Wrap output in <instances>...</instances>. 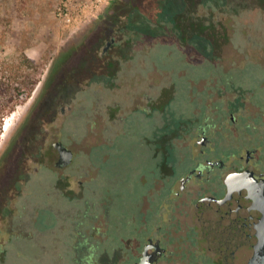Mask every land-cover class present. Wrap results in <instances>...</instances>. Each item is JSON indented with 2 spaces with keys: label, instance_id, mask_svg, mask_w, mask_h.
<instances>
[{
  "label": "rangeland",
  "instance_id": "374dc122",
  "mask_svg": "<svg viewBox=\"0 0 264 264\" xmlns=\"http://www.w3.org/2000/svg\"><path fill=\"white\" fill-rule=\"evenodd\" d=\"M110 37L114 42L103 57L104 66L98 65V50ZM28 59L36 64L24 66ZM16 64L30 72L35 83L4 116L2 124L18 110L10 129L1 127L0 150L11 146L17 123L37 112L40 102L50 115L40 123L43 135L34 136L37 127L28 131L30 145H48L59 138L74 151V176L68 182L73 194L57 200L60 209L52 230L42 213V246L23 238L11 240L0 248V264L133 263L137 246L130 200L150 186L141 174L133 181L131 176L135 166L150 160L142 156L144 151L134 155L135 147H126L138 143L146 129L137 116L127 114L140 112L134 109L135 102L147 104L143 91L164 97L163 103L153 105L155 124L161 121L158 111L168 113L171 123L177 124L184 99L201 112L215 103L223 105L219 97L229 88L232 95L249 99L250 112H263L255 121L264 128V0H0V77ZM61 75L66 86L57 85ZM98 82L105 86L100 91ZM97 92L105 103L115 99L122 104L118 114L126 117L123 127L132 135L104 132L101 122L107 116L93 110ZM110 127L113 131L114 125ZM170 147H176L173 153L179 157L180 145L170 141ZM85 162L88 176L81 173ZM46 170L43 166L32 175L30 185L48 182ZM153 184V224L168 218L177 224L171 226L170 253L156 264H215L205 240L185 253L181 239L186 240L189 232L178 225L193 222L194 217L173 210L172 201L156 194L155 180ZM79 186L81 191L76 192ZM36 191L42 203L50 201L44 190ZM28 196L35 197L33 189ZM84 237L94 246L93 260ZM197 251L204 256L201 263L196 261Z\"/></svg>",
  "mask_w": 264,
  "mask_h": 264
},
{
  "label": "flooded vegetation",
  "instance_id": "af4514ba",
  "mask_svg": "<svg viewBox=\"0 0 264 264\" xmlns=\"http://www.w3.org/2000/svg\"><path fill=\"white\" fill-rule=\"evenodd\" d=\"M113 42L114 38L110 37L98 50V65L104 66L103 57ZM70 70L65 72L69 73ZM66 83L64 75L57 80L59 86H66ZM102 86L103 83H99L97 90L100 91ZM147 87L153 88L152 85ZM97 93L93 110L100 111L99 116H107V119L103 118L101 122L104 132L110 129L112 135L118 136L122 132L127 136L132 135L131 129L126 130L123 127L126 117L118 114L122 104L115 99L105 103L102 95H99L100 92ZM222 93L224 95L219 97V101L223 105L218 106L215 103L212 109L207 108L203 112L184 99L183 112L179 113V121L174 125L168 113L161 111H158L161 115V125L159 122L154 123L153 105L163 103L164 97L150 95L148 91H143L141 95L142 100H146V105L141 101L135 102L134 109L140 112L127 114L137 116L141 120V127L146 129L142 130L143 134L138 143H129L126 147H135L134 155L138 150L144 151L142 156L145 155L149 158L147 160H150V163L143 166L139 164L132 170V181L141 174L144 176L143 181L150 186L142 189L130 200L129 209L131 222L136 230L137 246V255L133 262L139 260L147 244L150 245L149 251L160 248L159 256L152 264H156L170 253L171 226L175 227L177 224H173L170 218L153 224L154 180L158 190L156 194H160L162 199L172 201L170 207L173 210L185 211L194 217L193 222L185 221L178 225L182 231L189 232L186 240L181 239L187 246L186 254L191 253L193 245L198 246L199 242L205 240L208 242L207 249L210 251L212 262L233 264L241 244L249 247L250 243L263 235L262 225L254 226V223L261 222L264 216V128L260 122L255 121L261 118L263 112H250L249 99L240 97L237 93L232 95L229 88L222 90ZM36 108L37 112H32L35 115L27 113L26 117L17 123L15 135L10 137L11 146L0 150V248L17 238H23V241H29L34 246H42V213L45 215L44 224L52 230L60 209L57 200L62 196L66 199L72 198L73 188L68 182L74 176L71 170L74 151L59 138L51 140L48 145L39 143L31 147V133L28 131L37 127V134L34 136L43 135L44 133L40 134V123L49 119L50 115L41 109L40 102ZM192 108L193 110L188 111ZM64 112L65 107L61 105L60 113ZM92 125L94 126L93 121ZM110 125H114L113 131ZM7 131L3 132V136ZM56 141L63 142L73 153L71 161L66 165H56L60 157L54 146ZM170 141L180 145L179 157L173 153L177 150L176 147H170ZM25 142H29V145ZM118 146L119 144L115 147ZM87 163H83L81 171L85 176L89 175ZM43 166L47 169L50 180L45 183L38 180L31 186L30 177L38 174ZM81 184L84 187L83 181ZM128 184L132 186L131 181ZM82 187L79 186L76 192L81 191ZM29 189H33L34 198L28 196ZM36 189L49 194L50 201L42 203L40 196H37L40 191ZM87 189L90 191L89 186ZM85 200L88 209L90 203L88 199ZM71 206L69 204L66 212ZM140 208L141 211L138 210ZM26 230H31L34 234L31 235ZM90 241V238H83L87 245L88 258L93 260L94 246ZM197 253L196 261L201 263L204 256L200 251Z\"/></svg>",
  "mask_w": 264,
  "mask_h": 264
},
{
  "label": "water",
  "instance_id": "95a60500",
  "mask_svg": "<svg viewBox=\"0 0 264 264\" xmlns=\"http://www.w3.org/2000/svg\"><path fill=\"white\" fill-rule=\"evenodd\" d=\"M4 122L2 124V128L4 126ZM54 146L60 154L56 165L68 164L71 161L73 155L71 149L61 141L54 142ZM258 224L262 225L263 235L256 239L255 242L250 243L249 247H247V245L241 244L237 250L236 260L233 264H264V216L262 221L254 223V226H258ZM149 246V244L145 245L139 260L133 262L132 264H152L158 258L160 248L158 247L154 251H149Z\"/></svg>",
  "mask_w": 264,
  "mask_h": 264
},
{
  "label": "trees",
  "instance_id": "16d2710c",
  "mask_svg": "<svg viewBox=\"0 0 264 264\" xmlns=\"http://www.w3.org/2000/svg\"><path fill=\"white\" fill-rule=\"evenodd\" d=\"M29 63L33 65L36 61L28 59L24 66H29ZM30 74L21 64H16L9 69L8 74L0 77V133L4 116L14 109L21 97L29 94L34 85L35 80L30 77Z\"/></svg>",
  "mask_w": 264,
  "mask_h": 264
},
{
  "label": "bare ground",
  "instance_id": "6f19581e",
  "mask_svg": "<svg viewBox=\"0 0 264 264\" xmlns=\"http://www.w3.org/2000/svg\"><path fill=\"white\" fill-rule=\"evenodd\" d=\"M18 110H15L11 113V115L5 120L3 130L5 131L8 128L10 120L16 117Z\"/></svg>",
  "mask_w": 264,
  "mask_h": 264
}]
</instances>
